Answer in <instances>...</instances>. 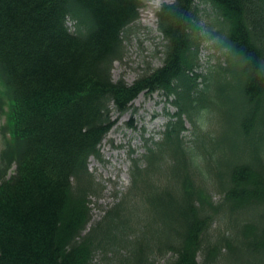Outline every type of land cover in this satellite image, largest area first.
Instances as JSON below:
<instances>
[{
    "label": "trees",
    "instance_id": "obj_1",
    "mask_svg": "<svg viewBox=\"0 0 264 264\" xmlns=\"http://www.w3.org/2000/svg\"><path fill=\"white\" fill-rule=\"evenodd\" d=\"M198 3L225 22L226 59L234 54L243 65L232 68L242 78L247 108L234 127L243 137L252 135V155L249 161H228L225 168L207 148L206 117L199 115L207 108L202 97L213 70L202 76L199 88L202 74L194 69L205 37ZM141 5V0H0V114L5 117L0 264H94L96 251L112 253L111 264H154V252L171 251L168 264H216L225 253L221 248L264 253V155L258 152L264 143V0L163 3L156 11L165 42L163 64L132 83L114 80L111 69L122 58L124 31ZM216 69L228 73L229 67ZM141 91L159 92L175 112L167 115L158 139L145 140L139 157L131 150L128 190L87 228L88 196L100 191L87 160L100 159L99 145L113 116L128 112ZM185 119L193 128L192 144L183 136ZM237 148L232 147L235 154L244 151ZM212 187L223 192L220 203L212 202ZM126 206L135 211L129 231L102 238L110 224L127 222L121 214ZM222 209L246 212L236 238L229 232L203 245ZM140 222L141 233L132 237ZM154 223L161 224L162 240L145 237L158 231Z\"/></svg>",
    "mask_w": 264,
    "mask_h": 264
},
{
    "label": "rangeland",
    "instance_id": "obj_2",
    "mask_svg": "<svg viewBox=\"0 0 264 264\" xmlns=\"http://www.w3.org/2000/svg\"><path fill=\"white\" fill-rule=\"evenodd\" d=\"M172 1L141 0L142 5L138 10V18L127 25L123 34L122 58L113 62L111 75L114 80L121 78L127 83H132L144 72L151 71L163 64L165 42L157 27L156 11L163 3H171ZM197 7L199 8L198 19L201 34L205 37L197 54L199 65L194 69L197 73L202 74L197 78L199 88L204 82L202 76L208 75L213 70L210 74L208 91L202 97V102L207 105V108L202 110L199 115L206 117L204 122L206 126L203 129L207 127L208 130L207 148L215 153L214 161L221 168H225L228 161L232 164L249 161L252 155V151L249 150L252 135L243 137L234 127L247 108L242 97V78L236 72H232V68L243 67V65L242 61L234 54L228 58L229 61L226 59L225 53L228 48L222 40L225 22L216 16V12L210 6L198 3ZM69 23L71 22L69 21ZM223 66L229 67L228 73L216 69ZM139 94L141 96L137 101H132L130 110L115 119L111 127L113 130L111 134L105 135L99 146L100 159L95 157L88 159V170L98 184L100 191L98 194L88 196L91 220L87 228L99 220L128 190L130 151H134L135 156L139 157L143 152L145 140L157 139L168 119L167 115L175 112L170 100L165 99L160 93L141 92ZM1 122L2 117L0 116V124ZM185 127L184 139L192 144L193 128L187 119H185ZM235 144L238 146L237 149L243 148L244 151L239 150L235 154L232 150ZM258 152L263 157V142L260 144ZM198 164L202 170L207 166L204 162H198ZM210 195L213 203H220L223 198V192L214 187L210 189ZM134 212V207L127 209L126 206L121 214L127 219V222L110 224L102 233V238H108L112 232L127 233L130 225L133 224L129 223L128 219L131 214L134 215ZM237 212L229 214L223 209L219 211L203 236V245L214 243L220 235H228L229 232L233 238H236L237 229L241 225L239 221L246 214L243 211ZM142 223L134 225V229L130 233L132 237L141 233ZM154 225L155 229H158L156 234L152 235L149 231L145 233V237H154V239L157 237L158 240H162L164 234L161 224L158 223L157 226V223H154ZM221 252H225L222 256L223 259L216 264H264V253L245 252L246 254H244L239 249L226 252L225 248H221ZM173 256L171 251L162 254L154 252L151 259L154 264H168ZM197 259L202 260V253L197 255ZM113 261L112 253L104 255L102 251H96L92 260L94 264H111Z\"/></svg>",
    "mask_w": 264,
    "mask_h": 264
},
{
    "label": "bare ground",
    "instance_id": "obj_3",
    "mask_svg": "<svg viewBox=\"0 0 264 264\" xmlns=\"http://www.w3.org/2000/svg\"><path fill=\"white\" fill-rule=\"evenodd\" d=\"M140 96H141V94H139V95L134 99V101H137V100L139 99ZM112 131H113V130L110 129V131L108 132V135H107V136H109V135L111 134Z\"/></svg>",
    "mask_w": 264,
    "mask_h": 264
}]
</instances>
